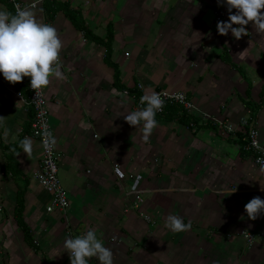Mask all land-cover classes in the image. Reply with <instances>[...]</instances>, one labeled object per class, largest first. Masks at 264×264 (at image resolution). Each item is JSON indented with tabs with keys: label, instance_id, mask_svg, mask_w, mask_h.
<instances>
[{
	"label": "crops",
	"instance_id": "crops-1",
	"mask_svg": "<svg viewBox=\"0 0 264 264\" xmlns=\"http://www.w3.org/2000/svg\"><path fill=\"white\" fill-rule=\"evenodd\" d=\"M20 1L62 40L65 78H51L43 91L69 206L46 212L51 197L36 179V138L25 135L33 142L30 155L21 148L14 153L16 173H3L0 149V264H70L66 236L89 228L112 250L114 264H264V213L253 220L245 211L252 198L264 199V167L244 157L236 141L244 130L239 120L251 117L245 106L249 89L250 101L261 105L253 127L264 146V32L249 22L240 39L231 31L219 34L217 19L227 21L229 12L217 0H58L80 12L100 39L112 26L110 61L122 85L141 95L183 92L192 101L189 116L196 123L157 120L146 142L141 126L124 119L138 107L115 89L104 49L84 39L62 11L45 21L42 0ZM0 9L6 10L1 3ZM223 50L236 69L221 62ZM18 84L0 73L5 146L16 143L29 124ZM227 124L235 133L224 132ZM115 165L123 180L113 175ZM24 180L23 222L36 250L14 219L17 184ZM136 196L142 199L139 209L133 207ZM170 214L191 227L171 231ZM240 231L253 233V242H245ZM90 264L100 262L93 257Z\"/></svg>",
	"mask_w": 264,
	"mask_h": 264
},
{
	"label": "clouds",
	"instance_id": "clouds-1",
	"mask_svg": "<svg viewBox=\"0 0 264 264\" xmlns=\"http://www.w3.org/2000/svg\"><path fill=\"white\" fill-rule=\"evenodd\" d=\"M218 4H226L229 12L227 21H218L217 30L221 35L231 31L236 39L247 35L245 25L249 22L257 31L264 32V0H217ZM236 9L235 13L232 12ZM42 11V10H41ZM235 25V26H234ZM62 40L57 29L51 23H44L37 19L32 9H19L15 14L0 9V73L10 83L22 81L24 77L30 78V87L35 90L39 103H43V90L49 85L50 79H64L59 62V53L62 49ZM122 95L126 96L127 93ZM177 98L182 99V94ZM142 107L130 111L124 116L131 126H141L144 141H148L153 130L158 126L156 114L164 106V99L160 93L152 92L141 96ZM0 117V126H3ZM43 141L46 150L51 151L55 138L51 131L45 132ZM23 153L30 155L33 142L25 136L19 141ZM13 152L16 148L12 149ZM119 171V169H117ZM249 218L255 220L264 213V199L259 196L252 198L245 205ZM167 227L173 232L186 231L191 227L190 222L185 223L183 218L170 214L166 220ZM64 247L70 254V264H90V258H97L100 264H114L113 252L106 247L101 237L93 228H89L81 235L69 234L64 241Z\"/></svg>",
	"mask_w": 264,
	"mask_h": 264
},
{
	"label": "trees",
	"instance_id": "trees-1",
	"mask_svg": "<svg viewBox=\"0 0 264 264\" xmlns=\"http://www.w3.org/2000/svg\"><path fill=\"white\" fill-rule=\"evenodd\" d=\"M42 11L45 16V21H50L54 19L55 15L62 11L66 17V19L71 23V25L83 35L84 39L93 41L94 43L100 45L104 49V61L105 63L111 67L114 71L113 77L114 82L113 85L115 89L122 93H127L128 96L132 97L135 100V103L140 99L141 93L136 87L129 89L121 84V81L119 79V70L115 64H113L110 61V55H111V43H112V37H113V30L112 26L110 24L107 25L106 31L107 34L105 38L100 39L96 37L94 34H92V31L88 28V26L85 24L82 15L80 12L75 11L72 9L67 2H60L58 0H42ZM0 3L5 6L6 10L10 13L15 14L14 7L12 4L8 3L7 0H0ZM219 58L222 63L230 66L231 68H237L235 64L231 62V59L228 56V53L223 50L221 54L219 55ZM242 77L244 76V73L241 72ZM19 84L16 85L17 92L21 96V98L26 99L28 97V77H24L22 81L18 82ZM249 89L246 90V98L248 99L247 102H245V106L249 109V112L251 114V117L247 120V126L244 128L243 132L240 133L237 136V143L240 146V152L244 157L251 156L252 153L250 151L245 150V137L248 131L253 128L254 123V117L257 114L258 110L260 109V104H254L249 99ZM262 101V98L260 99V102ZM28 118H29V124L25 127V131L23 134L20 135L18 141L11 146H5L2 145L0 142V149L2 153L4 154L5 163L2 166L3 173L8 172H17L16 168L13 166L15 164V155L12 151L13 148H16V151L19 147V141L25 137L26 134L31 135L30 132V123L32 119V111L28 109ZM157 120L161 121H177L184 123L185 126H188L189 121L196 123L197 120L193 117L189 116L184 110H182L179 106H174L171 108H168L164 113L160 115H156ZM8 152L6 153V151ZM18 189L16 192V202H15V208H14V219L18 225V227L23 231L24 235V241L26 244L31 247L33 250H36V246L33 243V240L30 237L29 229L27 228L26 224L23 222V209H24V194L27 188V181L24 180L23 184H17Z\"/></svg>",
	"mask_w": 264,
	"mask_h": 264
},
{
	"label": "built area",
	"instance_id": "built-area-1",
	"mask_svg": "<svg viewBox=\"0 0 264 264\" xmlns=\"http://www.w3.org/2000/svg\"><path fill=\"white\" fill-rule=\"evenodd\" d=\"M8 3L12 4L14 7L15 13L18 8L23 9L20 0H7ZM30 8H35V4H30ZM219 20V19H217ZM127 56V54H125ZM28 97L23 99V105L26 110L30 109L32 111V119L30 123V132L31 135L36 138L39 143L41 150V159L39 164V170L36 174V179L39 186L50 195L49 205L46 207V212L50 213L54 210L65 212L68 209L69 203L66 196L65 191L60 185L58 179V164H57V153L55 149V145L52 147L51 151L46 150L43 141L45 140V132L51 131L48 112L45 108V93L43 91V103H39L37 97L35 95V90L30 87V78L28 77ZM165 103L163 109L158 111L156 115H160L164 113L168 108L179 106L182 110H184L188 115L193 110L194 105L192 101L187 97V95L183 92H169L165 90L158 91ZM178 94H182V99L177 98ZM20 96V95H19ZM143 96V95H141ZM141 98V97H140ZM134 103L135 100L133 99ZM138 108L142 107L140 103V99L135 103ZM192 126V124L190 125ZM247 126L246 119H240L238 122V129L243 130ZM224 132L226 134L235 133V131L227 125H222ZM245 150L250 151L252 153L251 157L253 163L258 167H264V146L259 141L258 134L256 129L251 128L245 137ZM119 169V171H117ZM113 175L117 180H123L124 174L122 170L115 165L112 169ZM142 203V199L139 196L135 197V201L133 203V207L135 209H139L140 204ZM143 219L147 223L153 224V221L146 215L142 216ZM245 242L251 244L254 240V234L248 231H240L238 234ZM70 258V254H69Z\"/></svg>",
	"mask_w": 264,
	"mask_h": 264
},
{
	"label": "rangeland",
	"instance_id": "rangeland-1",
	"mask_svg": "<svg viewBox=\"0 0 264 264\" xmlns=\"http://www.w3.org/2000/svg\"><path fill=\"white\" fill-rule=\"evenodd\" d=\"M217 21H220V20H217ZM58 179H59V182H60L61 187L64 188L65 181H63L62 173L59 170V168H58Z\"/></svg>",
	"mask_w": 264,
	"mask_h": 264
}]
</instances>
